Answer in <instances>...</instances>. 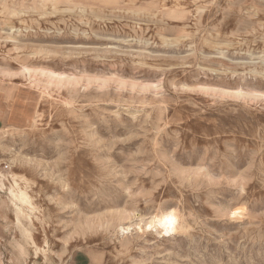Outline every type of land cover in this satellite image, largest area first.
<instances>
[{
    "label": "rangeland",
    "instance_id": "obj_1",
    "mask_svg": "<svg viewBox=\"0 0 264 264\" xmlns=\"http://www.w3.org/2000/svg\"><path fill=\"white\" fill-rule=\"evenodd\" d=\"M0 82V264H264V0H0Z\"/></svg>",
    "mask_w": 264,
    "mask_h": 264
},
{
    "label": "crops",
    "instance_id": "obj_2",
    "mask_svg": "<svg viewBox=\"0 0 264 264\" xmlns=\"http://www.w3.org/2000/svg\"><path fill=\"white\" fill-rule=\"evenodd\" d=\"M35 115V105L29 97H22L14 85L0 82V129L24 128Z\"/></svg>",
    "mask_w": 264,
    "mask_h": 264
},
{
    "label": "bare ground",
    "instance_id": "obj_3",
    "mask_svg": "<svg viewBox=\"0 0 264 264\" xmlns=\"http://www.w3.org/2000/svg\"><path fill=\"white\" fill-rule=\"evenodd\" d=\"M23 72L25 73V77H27L28 80H31V77L29 76V73H30L29 69H26L25 68ZM16 179L17 178H15V180ZM15 187L17 188V186H15ZM14 189L15 188H13V190H11V194L15 197V199L19 200L24 207H26V206L27 207H29V206L31 207L30 197H28L27 193L25 191H23L22 189H19L17 191H15ZM34 208L35 207H33L32 209H34ZM21 211H23V210H21ZM33 211H31V212H33ZM19 214H23V212H21ZM17 216H19V215H17ZM23 216H24V214L22 215V217ZM20 218L18 217V219H20ZM24 218H27V217L24 216ZM178 219L179 218H178V214H177L176 211H174V210H167L165 212H161L156 217H154V219L152 220V222L147 227H151V226L155 225V227L158 229V234L159 235H161V236L168 235V234H171L175 230V228L177 226ZM35 248H37V246Z\"/></svg>",
    "mask_w": 264,
    "mask_h": 264
}]
</instances>
